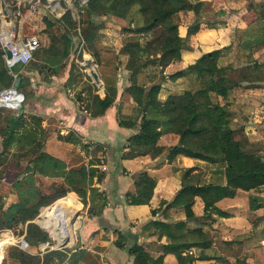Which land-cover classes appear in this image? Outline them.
<instances>
[{
  "label": "crops",
  "instance_id": "crops-1",
  "mask_svg": "<svg viewBox=\"0 0 264 264\" xmlns=\"http://www.w3.org/2000/svg\"><path fill=\"white\" fill-rule=\"evenodd\" d=\"M188 1L194 5L193 10L172 15L175 24L172 32L164 29L134 32L141 25L136 7L130 9L125 19L98 16L91 47L113 50L118 62L114 100L100 115L91 116L84 108L88 96L96 94L101 98L104 91L90 75L93 69L96 71L95 63L88 46H82L80 39L70 37L55 73L25 72V68L21 72L28 76L24 85L30 91L22 112L42 119L40 125L46 134L43 150L65 162L68 168L88 163L94 157L103 162L100 169L105 172L104 177L94 186L106 193L108 203L100 215L86 216L81 223L75 243L69 247V254L80 252L76 264H132V257L114 245L117 232L129 233L150 256L160 255L161 247L174 239L150 221H180L184 224L183 231L200 229L201 235L185 233L181 239L184 252L193 258L186 264H254L252 248L264 245V184L248 191L236 190L232 197L216 201L214 206L222 211V216L204 215L203 203L195 196L191 205L193 217L186 220L182 207L172 206L170 202L184 184L223 186L225 179L215 171V164L183 154L167 161L166 149L177 142L173 133L158 137L156 144L162 147L158 155L118 159L121 151L127 150L129 137L137 131V126L126 127L119 121L135 120L139 116V108L125 91L130 83V71L124 69L127 55L122 47L127 41L138 45L164 42L165 49L141 65L136 76L137 83L146 89L159 85V101L184 90L205 87L208 84L205 73L192 78L181 72L205 54L218 51L220 75L230 89L225 97L211 94L210 100L217 107H224L228 113L227 126L236 131V138L242 139L244 151L264 158V0ZM85 2L2 0L5 19L18 35H37L43 16L58 19L65 10L70 11L78 27L79 18H84L81 6ZM32 4L35 8L30 12ZM16 9L20 10L19 15H15ZM195 23L197 29L188 33ZM72 135L78 138L77 143L71 141ZM25 167L26 164L22 169L28 168ZM142 172L155 179L150 200L146 204L123 205L124 193L132 190L133 180ZM38 181L39 187L41 181L48 182L51 185L48 189L60 182L57 178L43 177ZM252 196L257 200L250 207ZM41 210V217L42 213L63 215L48 210L41 213ZM151 210L155 211L154 215ZM47 215L46 221L40 222L38 218L43 229L52 226L45 223ZM61 218L57 220L59 225H63ZM1 238L0 243L5 245V235ZM38 249L43 248L39 245ZM1 254L2 251L0 258ZM160 264L178 263L174 254L165 253Z\"/></svg>",
  "mask_w": 264,
  "mask_h": 264
},
{
  "label": "trees",
  "instance_id": "trees-1",
  "mask_svg": "<svg viewBox=\"0 0 264 264\" xmlns=\"http://www.w3.org/2000/svg\"><path fill=\"white\" fill-rule=\"evenodd\" d=\"M132 7H136L137 13L141 16V25L133 29L134 32L157 29L172 32L175 29L172 15L179 11L193 10L194 5L188 0H87L81 6L84 18H79L78 27L69 10H65L58 19L43 16L45 30L55 26L57 32L46 31L49 43L37 48L32 60L24 67L25 70L38 72L46 70L48 75L55 73V69L59 68V58L64 56L71 42L70 37L80 39L82 46H88L92 54L104 91L101 98L96 94L88 96L84 108L91 116L102 114L112 105L115 97L118 62L113 50L91 47L99 22L98 16L125 19ZM197 26V23L190 26L188 33L194 32ZM122 48L127 55L124 69L130 71V83L125 91L139 108V116L135 120L119 121L120 125L126 127L137 126L136 133L127 141V150H122L119 154V160L147 154L158 155L162 151V147L156 144L158 137L164 133H173L177 136V142L166 149L167 161L176 154H183L215 164V171L221 173L225 179L223 186L213 183L184 184L170 202L172 206L182 207L186 220L193 217L191 205L195 196L203 203L204 215L222 216V211L214 206L216 201L223 197H232L236 190L248 191L264 184V158L244 151L242 139L236 138V131L227 126L228 113L224 107H217L210 100L211 94L225 97L230 89V85L226 84L220 75L218 51L205 54L181 72L192 78L205 73L208 76V84L205 87L184 90L180 94L168 95L163 101H159L157 98L159 85L154 84L146 89L137 83L136 76L141 65L165 49L164 42L138 45L137 42L127 41ZM2 54L0 49V89L11 85L12 74L20 69L19 66H14L11 70L6 69ZM25 82L26 79L19 76L17 87L21 88ZM20 109H23L22 105ZM41 121L42 119L35 115L24 112L18 114V110L13 113L7 109H0V164L10 162L14 167H18L19 159H24L26 167L30 168L28 170L25 167V170L19 171L7 185V192L0 188V228L13 230L25 225L26 230L21 238L14 237L15 243L26 251L9 246L4 255V263L10 260L12 264H76L81 256L80 252L69 254L67 248L44 253L32 252L43 244L41 242L50 243L47 234L32 220L38 214L39 208L48 204L50 205L46 207L51 211L60 203L68 209L77 211L80 205L74 194L68 193L61 197L68 191L78 195L81 203L87 208L88 218L100 215L108 201L106 193L94 186V183H99L104 177L105 172L100 169L103 162L94 157L88 163L68 168L65 162L43 150L46 134L40 125ZM70 139L74 143L78 142L76 135H72ZM85 146L83 147L86 150ZM94 146L101 149L98 145ZM39 177L57 178L60 182L50 188V192L42 193ZM2 179L0 177V182ZM154 185V178L145 172L140 173L133 180L132 190L124 193L123 205L148 203ZM255 200L256 197H249L250 207L251 202ZM163 204L164 202H161V205ZM150 212L154 215L155 211ZM47 216L48 221L45 223H52V226L47 225L45 229L50 230L59 242L63 241L64 237L72 239L70 222L71 219L74 220L75 215L63 214L62 227L54 226L58 223L59 215ZM150 223L156 229L168 233L174 242L162 246L161 254L152 257L143 250L134 237H129V233L117 232L114 245L124 249L132 257V264H160L165 253L174 254L178 264L192 262V255L184 252L181 239L185 233L201 235L199 228L183 231L184 224L180 221ZM4 246L0 243L1 251V247ZM252 255L254 264H264V245L252 248Z\"/></svg>",
  "mask_w": 264,
  "mask_h": 264
},
{
  "label": "rangeland",
  "instance_id": "rangeland-1",
  "mask_svg": "<svg viewBox=\"0 0 264 264\" xmlns=\"http://www.w3.org/2000/svg\"><path fill=\"white\" fill-rule=\"evenodd\" d=\"M46 31L52 32V33L53 32L54 33L57 32L55 26H52L51 28L45 30V23L42 21V27L39 30H37V35H38V38H39V41H40V46H42L43 44L46 45L49 42V39H48V36H47ZM25 72H29V71H25ZM20 75H21V77H23V79L28 78V76L25 75V74L20 73ZM22 87H25L23 89H20L21 92L24 95V102L22 103V106H23L25 104V102H26L25 101L26 100L25 99L26 95H27V99L29 98V95L28 94L30 93V91H29V86H25L24 85ZM9 112H13L14 113L15 111H10L9 110ZM24 164H25V160L24 159H19L18 167H14V165H12L10 162L9 163H5L4 162V164L3 163L0 164V177L3 178L1 180V182H0V188H1V190L3 192H7L8 191L7 185L10 183V181H12L15 178V176L19 173V171L22 169V167L24 166ZM49 186H51V185H48V182H45V181H41L40 182V189L42 191H44L45 193L50 192V189H48ZM68 193L74 194L76 200L78 201L80 207L78 208L77 211L74 210V209H71V208L68 209L62 203L61 204H58L54 208L53 211L49 210V208L42 209V207H46V206L50 205V204H48L46 206L40 207L39 208V211H38V214L35 217V219H38V218L40 219L41 218L40 219V222L46 221V215L47 214L46 213H42V210H48L50 213H54V214H67V213H70V214L74 213L75 214V216L73 217L74 220L71 219V222H70V224L72 225V230L69 228L71 230L72 239H70V237L69 238L64 237L65 240H63V242H62L63 245H64V248H65V245L67 243H68V245H70V247L74 245L75 239L77 238V235H78V231H79V229L81 227V223L86 219V210H87L86 206H84L81 203V201H80V199H79V197H78V195L76 193H74L72 191H68L64 195H62L61 197L67 195ZM61 197H58V198H61ZM53 201H55V200H53ZM40 210H41V213H42V217H41V214H40ZM61 216H62L61 219H63L64 216L63 215H61ZM61 216H59V217H61ZM39 219L37 220L38 224H39ZM59 224H61V223H59ZM59 224L57 223L54 226L55 227H57V226H61L62 227V225H59ZM65 226H66V224H65ZM37 227L39 229H41L42 231H44L48 235L50 243H48V246H46L45 248H43V247H42L43 249L36 248L32 252H34V253L38 252L39 253V252L47 249L48 247H53L55 244H61L60 242H58L57 237H55L50 232V230H47L48 231L47 232L42 227H40V226H37ZM25 232H26L25 225L24 226H18L17 228H15L13 230L12 229H7V228H0V240L2 239L1 238L2 235H5V237H6V239H5L6 240L5 241V246L4 247H1L2 248V254H1V258H0V264H12L11 263L12 261L10 262V260L7 261L8 263H6V262L4 263V255H5L6 249L9 246H16V247H18L20 249L19 245L15 243L14 237L17 238V239H19V238H21L25 234ZM62 248L63 247H61V249ZM66 248H69V247H66ZM0 252H1V250H0ZM27 252H29V251H27Z\"/></svg>",
  "mask_w": 264,
  "mask_h": 264
},
{
  "label": "built area",
  "instance_id": "built-area-1",
  "mask_svg": "<svg viewBox=\"0 0 264 264\" xmlns=\"http://www.w3.org/2000/svg\"><path fill=\"white\" fill-rule=\"evenodd\" d=\"M34 8L33 4L30 5V12ZM19 14L20 10L16 9L15 15ZM39 46L40 41L35 33H28L26 35L17 34L12 24L8 23L5 19L4 6L2 0H0V49L3 53L4 66L8 70H11L14 66L20 67L17 73L12 74L13 81L11 85L0 89V109L17 111L21 107L24 102V95L17 85H13V82L16 76H21L20 73L30 60H32L33 54ZM4 51L8 52V57H6ZM66 247H70V245L67 243Z\"/></svg>",
  "mask_w": 264,
  "mask_h": 264
},
{
  "label": "water",
  "instance_id": "water-1",
  "mask_svg": "<svg viewBox=\"0 0 264 264\" xmlns=\"http://www.w3.org/2000/svg\"><path fill=\"white\" fill-rule=\"evenodd\" d=\"M87 1V0H85ZM6 57H8V52L7 51H4ZM93 81L95 84H97V86L102 90L103 89V84L102 82L99 80L98 78V75H97V72L93 69L90 73ZM19 81V77L16 76L14 82H13V85L16 86L17 83ZM21 107L18 108V114H20L22 112V110L20 109ZM36 220L35 218L32 220L34 221ZM28 222H31V221H28ZM27 223V222H26ZM43 243L45 246L43 248H45L46 246H48V242H41ZM66 246V245H65ZM20 247V246H19ZM61 247H64L63 243L61 244H55L53 247H48L47 249L41 251L40 253H44V252H48V251H51V250H56V249H61ZM21 250L25 251L23 248L20 247Z\"/></svg>",
  "mask_w": 264,
  "mask_h": 264
},
{
  "label": "bare ground",
  "instance_id": "bare-ground-1",
  "mask_svg": "<svg viewBox=\"0 0 264 264\" xmlns=\"http://www.w3.org/2000/svg\"><path fill=\"white\" fill-rule=\"evenodd\" d=\"M47 209V207H45ZM45 208H42V209H45ZM38 219L34 220L33 223L36 224L37 226H40L37 222ZM41 227V226H40ZM45 245L44 244H41V247H44Z\"/></svg>",
  "mask_w": 264,
  "mask_h": 264
}]
</instances>
